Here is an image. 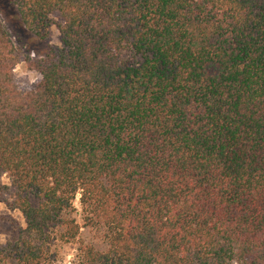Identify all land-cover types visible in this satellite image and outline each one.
<instances>
[{
	"label": "trees",
	"instance_id": "obj_1",
	"mask_svg": "<svg viewBox=\"0 0 264 264\" xmlns=\"http://www.w3.org/2000/svg\"><path fill=\"white\" fill-rule=\"evenodd\" d=\"M13 3L36 34L58 15L61 47L24 94L0 20V195L25 222L0 264H57L83 228L107 249L72 264H264V0Z\"/></svg>",
	"mask_w": 264,
	"mask_h": 264
},
{
	"label": "rangeland",
	"instance_id": "obj_2",
	"mask_svg": "<svg viewBox=\"0 0 264 264\" xmlns=\"http://www.w3.org/2000/svg\"><path fill=\"white\" fill-rule=\"evenodd\" d=\"M0 20L16 48L19 64L15 69V84L20 92L30 93L41 81V76L30 67L42 61L50 50L61 47V37L58 31L61 19L58 15L51 16L49 28L42 34H36L25 28L13 0H0ZM2 182L5 185H10L7 176L3 177ZM4 199L0 195V244L2 245L15 242L19 236V230L25 227L21 213L9 210ZM75 207L77 212L74 217L79 224H82L79 196L76 199ZM59 232L61 233V231ZM81 243L92 245L98 251L107 249L103 229L83 228L74 241L65 242L58 239L54 248L57 256L56 263L72 264Z\"/></svg>",
	"mask_w": 264,
	"mask_h": 264
}]
</instances>
